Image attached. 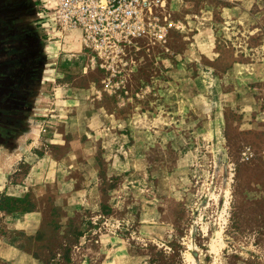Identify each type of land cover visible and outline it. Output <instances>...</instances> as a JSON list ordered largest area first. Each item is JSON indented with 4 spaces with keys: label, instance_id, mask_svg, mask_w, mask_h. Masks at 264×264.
<instances>
[{
    "label": "rangeland",
    "instance_id": "374dc122",
    "mask_svg": "<svg viewBox=\"0 0 264 264\" xmlns=\"http://www.w3.org/2000/svg\"><path fill=\"white\" fill-rule=\"evenodd\" d=\"M142 22L47 52L40 135L0 178V264H264V0Z\"/></svg>",
    "mask_w": 264,
    "mask_h": 264
},
{
    "label": "built area",
    "instance_id": "2783aa9c",
    "mask_svg": "<svg viewBox=\"0 0 264 264\" xmlns=\"http://www.w3.org/2000/svg\"><path fill=\"white\" fill-rule=\"evenodd\" d=\"M161 0H40L47 31L57 41L80 32L86 48H120L145 32L146 10Z\"/></svg>",
    "mask_w": 264,
    "mask_h": 264
},
{
    "label": "flooded vegetation",
    "instance_id": "af4514ba",
    "mask_svg": "<svg viewBox=\"0 0 264 264\" xmlns=\"http://www.w3.org/2000/svg\"><path fill=\"white\" fill-rule=\"evenodd\" d=\"M40 6V0H0V127L22 101L31 82L29 74L48 57L41 51L42 45L52 44V40ZM29 12H34V31L24 18Z\"/></svg>",
    "mask_w": 264,
    "mask_h": 264
},
{
    "label": "crops",
    "instance_id": "0c3cea01",
    "mask_svg": "<svg viewBox=\"0 0 264 264\" xmlns=\"http://www.w3.org/2000/svg\"><path fill=\"white\" fill-rule=\"evenodd\" d=\"M34 13V12H33ZM29 12L25 15L29 29L35 30V16ZM44 42L43 38L40 39ZM62 41H52V44L43 46L42 52H49L60 48ZM49 63L45 58L36 64L34 73L30 75V86L24 91V97L17 108L7 114L0 127V178L8 174L15 164L31 150L32 144L37 141L42 128L46 107L42 104L48 92L49 79L46 76ZM46 76V77H45ZM41 211L29 213V216L41 218Z\"/></svg>",
    "mask_w": 264,
    "mask_h": 264
},
{
    "label": "trees",
    "instance_id": "16d2710c",
    "mask_svg": "<svg viewBox=\"0 0 264 264\" xmlns=\"http://www.w3.org/2000/svg\"><path fill=\"white\" fill-rule=\"evenodd\" d=\"M20 201H21V200H20ZM28 211H31V210L29 209ZM37 238H39V239H40V236H38Z\"/></svg>",
    "mask_w": 264,
    "mask_h": 264
}]
</instances>
